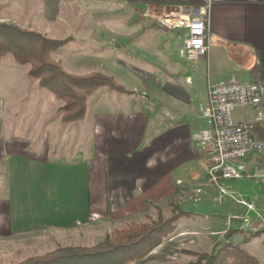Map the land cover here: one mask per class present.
<instances>
[{
	"label": "crops",
	"instance_id": "crops-1",
	"mask_svg": "<svg viewBox=\"0 0 264 264\" xmlns=\"http://www.w3.org/2000/svg\"><path fill=\"white\" fill-rule=\"evenodd\" d=\"M151 1L204 5L208 0H0V6L18 24L44 31L53 39L71 36L73 41L57 54L65 72L81 75L97 67L92 49L101 47L102 38L116 44L113 36L98 33L99 24L104 25L96 17L101 5L105 9L110 5L131 7L159 35L160 28L148 9L159 4ZM207 16L205 56L190 63L180 57L181 47L178 49L179 59L187 64L181 82H165L157 74L148 76L135 63L116 65L120 47L103 46L108 60L111 56L108 74L125 91L159 88L163 95L154 97L164 104L160 111L142 105L149 99L148 92L135 96L138 100L133 94L101 87L88 96L83 121L65 124L58 113L61 102L52 95L44 96L34 82L30 85L35 99L51 107L37 118L40 123L47 121L41 136L37 124L28 132L6 129L4 117L10 104L6 108L0 95V264H15L56 247L98 240L101 227L129 220L145 208V202L160 201L173 191L182 198L193 193L198 199L183 216L230 219L239 226H234L233 237L242 233L239 217L254 215L235 200L250 203L256 196L254 209L259 212L264 187L258 189L246 178L232 180L227 192L235 200L221 196L218 188L206 183L207 159L193 146L191 135L205 125L199 109L208 104L210 83L232 77L264 83V0L213 2ZM177 31L183 44L185 32ZM75 44L74 55L65 54ZM77 66L79 71L73 70ZM122 68L126 74L120 77ZM24 72L28 77L26 69ZM129 77L138 84L126 87ZM105 89L117 95L110 97L111 103ZM253 118L249 107L233 112L235 123ZM256 133L264 135V121L256 126ZM85 142L86 155L79 157V146ZM243 164L249 170L264 166V155L253 154ZM210 224L214 227L216 221L211 219ZM224 229L210 231L217 234Z\"/></svg>",
	"mask_w": 264,
	"mask_h": 264
},
{
	"label": "rangeland",
	"instance_id": "rangeland-1",
	"mask_svg": "<svg viewBox=\"0 0 264 264\" xmlns=\"http://www.w3.org/2000/svg\"><path fill=\"white\" fill-rule=\"evenodd\" d=\"M130 8H124L118 5H110L105 9L104 5H101L100 13L96 14V17L100 18L101 22H103L104 25L99 24L98 27L100 29H98V33L102 34L103 37H107L108 34L110 36H113V38L116 40V44H112L110 40H103L102 38V40L100 41L101 47L99 46L95 49H92V52L94 55H96L95 58L97 59L94 61V66L97 65V67L94 68L95 70L83 72L84 74L81 75H79V72L73 73L70 71L68 72V74L71 73L70 75L83 76L87 74L97 73L107 76L117 82L108 74V61L111 59V56L108 60L107 54L105 52L106 50L103 49V46L109 45L110 47H113L115 45L116 47H120V49L118 50L119 52L116 56V60L118 61L116 62V65H133L135 63V65L137 64V66H140V69L142 71L147 72L148 76H151L152 74L161 75L164 78L165 82H170L168 80L171 79H176L179 82H181L182 80L184 81V78L182 77H184L183 74H186L187 72V64L184 65L185 63H183V61H181L178 56V49L180 47L182 48L181 44L183 39L179 34L180 32L177 30H167L158 25V27L160 28V34L156 35L153 32L150 21L146 23L145 21H143V19H141L144 16L143 14H135L133 13L134 11ZM0 17V23L12 24L19 29L31 30L42 34L46 38L53 39L49 37L48 34H45L44 31L38 29L34 30L23 24H18L10 15V11L3 10L1 6ZM1 19L7 20L3 21ZM61 36L62 37L60 39L53 40H68L69 42H67L64 46L73 41V38L71 36ZM77 48L78 47L76 46V44L74 46L70 45V47L66 49L65 54L74 53L77 51ZM65 56L68 57V55ZM52 58L54 60H59L62 67L61 57H59L57 52L52 54ZM0 60V95L4 96L5 98L6 108L10 104V110H7V114H5L4 117V121L6 120V129H8L9 131L17 129L18 132H28L32 131L34 126L37 124L38 126H40L39 134L42 136V132L45 129V126H47V121L41 120L40 123L37 118L41 115L44 116L43 111L45 110V108L47 111H49L51 107H49L47 103L44 104V102L41 103L40 101H37L35 99L36 95L33 94V86L30 85L35 81L26 77L24 72L25 69L27 70L26 66L17 64L11 55H7ZM64 65L66 68V63ZM73 70L79 71V66H77L76 69ZM82 71L85 70L82 69ZM125 74L126 73H123L122 68V73L119 74L121 75L120 77L125 76ZM128 81H130V84L125 83L126 87L129 85L138 84L130 77ZM39 90L40 92H42V94H44V96H50L51 98H53L46 91L42 89ZM126 91H128L130 95L133 94L134 99L136 98L135 96L140 95V97H142L144 93L148 92L149 99L143 101L142 105L146 108H149L150 110L160 111L164 105L161 102L155 101L154 95H163L162 91L159 90V88L149 90H142L140 88H137L133 91ZM106 94L110 103V97L117 96L115 93H112L109 90H106ZM138 98L139 97H137L136 99ZM11 101L13 104H11ZM109 106H111V104H109ZM84 139H86V137ZM79 145H81L80 142ZM85 147L86 142L84 143V145L79 146V157L80 155H86V149H84ZM71 149L72 148L70 147L69 150ZM195 200L198 199L196 197H193V193L188 197L182 198L173 191L170 195H166L160 201L145 202V208H143L141 212H137L138 214L131 216V218H128L129 220L118 222L117 224H112L110 226L106 225L104 226V228L101 227L100 229L102 230L97 233L99 236L98 240L93 239L90 242L79 244H81V247H92L93 245L104 240L106 236L110 235L114 229L121 228L125 224L130 222L142 223L145 221V219L156 221L158 218L162 221L176 215L179 212L184 213L190 208L191 204H196L197 201ZM252 213L254 216H256L257 214L259 215L260 219L256 220V227L259 231L263 230L264 223L262 221H264V205L260 206L259 212ZM244 215L239 217V219L241 220ZM211 219L213 221H216V225L214 227L210 224ZM158 222L159 221H157V223ZM234 224L235 223L230 221V219L225 221L220 217L212 218V216L210 215L208 216V218L182 215L176 223L177 227L175 231L171 235H169V237L166 238L161 245L151 251L143 259L137 260L130 264H202L203 261H201V256L210 254L213 249L218 248L219 244H224L226 243V241L231 240L232 243L240 245L242 240H246L248 238L249 242L244 245V248H247L250 253H252L260 260L261 264H264V232L250 238V236L247 235L248 232H243L241 230L242 233L240 235L233 237V233H235V229H233L234 226L239 227L238 224ZM223 228H225L223 233H221V231L217 234H213L210 231L211 229L222 230ZM227 236L230 237L228 238ZM214 246L215 248H213ZM56 248H53L51 251H54Z\"/></svg>",
	"mask_w": 264,
	"mask_h": 264
},
{
	"label": "trees",
	"instance_id": "trees-1",
	"mask_svg": "<svg viewBox=\"0 0 264 264\" xmlns=\"http://www.w3.org/2000/svg\"><path fill=\"white\" fill-rule=\"evenodd\" d=\"M150 3L161 5L163 2ZM174 3L189 4L186 1ZM67 42L49 39L12 24L0 23V59L11 55L17 64L26 66L27 76L61 102L58 109L61 122L71 124L83 121L87 98L96 89L106 87L117 92H128L101 74L74 76L63 71L60 61L54 60L52 54ZM182 215L184 213L179 212L162 221L158 218L156 221L145 219L142 223L130 222L114 229L92 247H59L41 256L28 257L17 264H130L143 259L161 245L175 231L176 223ZM263 232L264 229L247 235L252 238ZM248 240H242L240 245L231 240L219 244L210 254L201 256L202 264H261L256 256L244 248Z\"/></svg>",
	"mask_w": 264,
	"mask_h": 264
},
{
	"label": "built area",
	"instance_id": "built-area-1",
	"mask_svg": "<svg viewBox=\"0 0 264 264\" xmlns=\"http://www.w3.org/2000/svg\"><path fill=\"white\" fill-rule=\"evenodd\" d=\"M168 1L170 0H164ZM222 1L208 0L204 5H154L148 9L155 25L185 32L180 54L187 62L195 63L207 51L208 9L213 2ZM207 94V106L199 109L205 125L191 135L193 146L202 150L207 159L206 183L218 188L221 196L228 195L233 199L227 192L232 180L250 179L258 189L263 188L264 166H255L249 170L244 166L243 160L253 154L264 155V135L259 136L256 133V126L264 121V83L242 82L232 77L210 83ZM244 107L253 110V120L235 123L234 110ZM255 200L256 196H253L250 203L235 201L245 206L248 211L255 212ZM257 219H260L258 214L254 217L244 215L241 218V230L257 232L258 229L253 224Z\"/></svg>",
	"mask_w": 264,
	"mask_h": 264
}]
</instances>
